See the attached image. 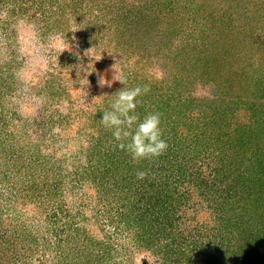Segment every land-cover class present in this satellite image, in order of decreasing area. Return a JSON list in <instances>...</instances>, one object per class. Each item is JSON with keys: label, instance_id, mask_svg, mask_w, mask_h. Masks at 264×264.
<instances>
[{"label": "rangeland", "instance_id": "obj_1", "mask_svg": "<svg viewBox=\"0 0 264 264\" xmlns=\"http://www.w3.org/2000/svg\"><path fill=\"white\" fill-rule=\"evenodd\" d=\"M119 78L168 147L106 129L107 264H264V0H106ZM103 79L105 0H0V264H105Z\"/></svg>", "mask_w": 264, "mask_h": 264}, {"label": "clouds", "instance_id": "obj_2", "mask_svg": "<svg viewBox=\"0 0 264 264\" xmlns=\"http://www.w3.org/2000/svg\"><path fill=\"white\" fill-rule=\"evenodd\" d=\"M69 47V45H68ZM101 59V57L96 60ZM112 80H114L112 78ZM112 80L100 84L111 86ZM123 84V87L111 96L106 110L101 111L99 119L105 129L111 130V136L116 141V147L127 151L133 161L150 158H158L167 149V141L163 138L161 127V114L151 111L141 117L137 114L138 97L147 92V86L126 87L125 79H115ZM102 96V95H101ZM137 179H143L146 173L138 171Z\"/></svg>", "mask_w": 264, "mask_h": 264}, {"label": "trees", "instance_id": "obj_3", "mask_svg": "<svg viewBox=\"0 0 264 264\" xmlns=\"http://www.w3.org/2000/svg\"><path fill=\"white\" fill-rule=\"evenodd\" d=\"M7 26H9V25L7 24ZM225 133H224V135H230V133H226V134ZM237 134L235 132V134L232 133L231 136L234 135L235 137H238L240 134H238V135ZM212 135H215V131L214 130H213ZM263 160H264V151L261 150V149H258V155L253 159V161L250 164V169H252L251 171L255 170V172L258 171V172H262L263 173V171H264V161ZM252 178H254V177H252ZM142 215H143V213H141V216Z\"/></svg>", "mask_w": 264, "mask_h": 264}]
</instances>
